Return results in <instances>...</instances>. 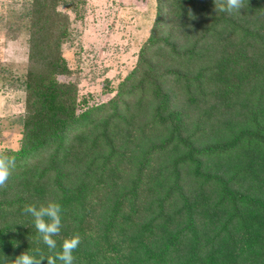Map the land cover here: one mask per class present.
<instances>
[{
	"label": "trees",
	"instance_id": "trees-1",
	"mask_svg": "<svg viewBox=\"0 0 264 264\" xmlns=\"http://www.w3.org/2000/svg\"><path fill=\"white\" fill-rule=\"evenodd\" d=\"M62 2L24 0L27 71L11 84L25 113L19 148L0 152L15 158L0 264L54 255L76 234L74 264H264V0L232 14L158 0L136 67L96 105L59 80L71 72ZM50 201L62 206L52 251L23 212Z\"/></svg>",
	"mask_w": 264,
	"mask_h": 264
},
{
	"label": "rangeland",
	"instance_id": "rangeland-1",
	"mask_svg": "<svg viewBox=\"0 0 264 264\" xmlns=\"http://www.w3.org/2000/svg\"><path fill=\"white\" fill-rule=\"evenodd\" d=\"M158 0H63L71 36L62 54L71 70L60 81L77 86L79 101L96 105L113 97L136 67L151 35ZM24 0H0V152L19 148L25 93L11 83L27 71ZM16 82V81H15Z\"/></svg>",
	"mask_w": 264,
	"mask_h": 264
},
{
	"label": "clouds",
	"instance_id": "clouds-1",
	"mask_svg": "<svg viewBox=\"0 0 264 264\" xmlns=\"http://www.w3.org/2000/svg\"><path fill=\"white\" fill-rule=\"evenodd\" d=\"M215 11L232 14L233 12H240L244 8V0H214ZM191 16V11H189ZM15 167V158L4 154H0V188L6 186L12 170ZM23 212L30 214L34 218V226L39 233L42 242L47 248L52 251L57 247V241L54 237L58 236L61 231V212L62 206L58 202L50 201L47 205L41 204L37 207L35 204H28L24 206ZM81 237L76 234L63 240L61 251L55 252L54 255H40L29 253L28 251L20 254L11 264H42L44 259H47V264H74V251L79 247ZM40 250L36 249V253Z\"/></svg>",
	"mask_w": 264,
	"mask_h": 264
}]
</instances>
